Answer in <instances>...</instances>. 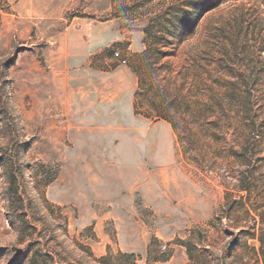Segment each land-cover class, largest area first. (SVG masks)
Instances as JSON below:
<instances>
[{
    "label": "rangeland",
    "instance_id": "374dc122",
    "mask_svg": "<svg viewBox=\"0 0 264 264\" xmlns=\"http://www.w3.org/2000/svg\"><path fill=\"white\" fill-rule=\"evenodd\" d=\"M75 17L121 34L100 74L54 69ZM261 241L264 0H0V264H264Z\"/></svg>",
    "mask_w": 264,
    "mask_h": 264
},
{
    "label": "crops",
    "instance_id": "0c3cea01",
    "mask_svg": "<svg viewBox=\"0 0 264 264\" xmlns=\"http://www.w3.org/2000/svg\"><path fill=\"white\" fill-rule=\"evenodd\" d=\"M49 37L54 69L58 71L63 68L68 74L76 70H92L94 74H100L101 64L108 61L106 48L121 34L111 35L108 29L103 30L86 18L75 17Z\"/></svg>",
    "mask_w": 264,
    "mask_h": 264
},
{
    "label": "trees",
    "instance_id": "16d2710c",
    "mask_svg": "<svg viewBox=\"0 0 264 264\" xmlns=\"http://www.w3.org/2000/svg\"><path fill=\"white\" fill-rule=\"evenodd\" d=\"M10 187H9V193L12 196H17L18 195V187H17V179L14 173L10 174ZM262 242V251H264V242Z\"/></svg>",
    "mask_w": 264,
    "mask_h": 264
}]
</instances>
